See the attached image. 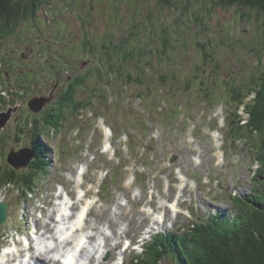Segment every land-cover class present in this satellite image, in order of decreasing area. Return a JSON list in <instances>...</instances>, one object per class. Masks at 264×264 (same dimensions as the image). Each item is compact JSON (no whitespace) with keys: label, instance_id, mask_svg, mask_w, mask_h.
<instances>
[{"label":"rangeland","instance_id":"374dc122","mask_svg":"<svg viewBox=\"0 0 264 264\" xmlns=\"http://www.w3.org/2000/svg\"><path fill=\"white\" fill-rule=\"evenodd\" d=\"M38 6L35 17L25 16L12 35L0 39V112L17 107L0 130V174L10 166L11 148L31 146V123H43L46 112L56 113V103L70 81L78 77L85 81L77 86L78 107L63 112L56 130L44 128L41 138L51 148V162L35 193L26 198L18 191L19 182L0 186V203L10 206L9 223L0 225V245L18 243L23 234L31 236L37 220L44 219L43 210L54 208L55 196L64 188L72 194L73 206L81 183L90 197L84 200L91 199L95 209L102 206L112 210L103 212L108 216L114 211L122 215L113 227L105 225L111 235L120 228L129 231L115 252L125 250L128 241L149 237L159 213L168 226L162 223L157 228L167 230L171 221L189 223L185 208L201 206L195 218L213 207L236 214L241 211L233 189L243 197L261 191V137L246 131L236 135L233 120L242 123L247 115L245 106L235 101L234 89L249 100L264 78L263 13L222 6L218 0H43ZM154 28L172 31L175 43L168 55L156 49L152 53L151 48L139 51L133 63L115 69L116 77L109 76L110 61L101 48L85 49L91 32L98 40L109 31L119 39L134 30L133 36L138 35L132 43L137 45L144 36L152 43L160 39L158 34L150 36ZM124 29L129 30L122 36ZM150 54L154 56L150 61L137 63L140 56ZM125 69L132 72L128 81L122 79ZM52 91L47 107L39 113L30 110L31 98ZM96 98L116 133L105 131L106 117L96 118L100 111ZM125 125L130 136L122 129ZM79 165L86 168L84 177L78 176ZM176 201L181 206L177 217L171 210ZM119 254L111 263L110 253L104 264H115L123 257ZM137 254L127 250L125 264H132ZM23 255L12 254L10 262L16 258L19 262ZM168 260L174 263L171 257Z\"/></svg>","mask_w":264,"mask_h":264},{"label":"trees","instance_id":"16d2710c","mask_svg":"<svg viewBox=\"0 0 264 264\" xmlns=\"http://www.w3.org/2000/svg\"><path fill=\"white\" fill-rule=\"evenodd\" d=\"M42 1L0 0V39L12 35L25 16L34 14L33 17H35L39 7L38 3H42ZM218 3L222 6L249 7L264 14V0H218ZM118 14H116L117 17ZM134 28L138 29L139 27L135 25ZM127 30L129 29L120 30L121 35L123 36V33ZM153 33L161 36L160 39L153 40L155 45H151L154 43L150 41L151 44L144 41L148 40L145 36L144 40L140 38L136 45L132 43L133 39L136 40L137 38L135 36L138 35L133 36L135 34L134 30L124 38L119 39H116L115 31H109L107 37L98 40L94 39L93 32H91L86 41L85 49L95 52L96 48H101L102 55L110 61V67L107 70L109 76L116 77L115 69L119 68L120 71L121 67L133 63L134 55L139 51L143 52L145 49L151 48L152 53L156 49L162 51L164 55H168L169 49L175 43L172 31L167 28L162 31L154 28L149 32L150 36ZM141 41H143L142 45H140ZM141 56L144 57V53ZM141 56L138 58L137 63L144 60L150 61L154 57L153 54L144 59ZM204 71L206 73L207 69ZM121 75L123 80L132 79V72L126 69L122 70ZM199 78L204 83L203 78ZM84 81L83 78L79 77L70 81L60 100L56 103L54 108L56 113L46 112L43 123H31V145L36 151V158L26 170H16L12 166H7L8 169L0 174V186L17 185L16 182H19L21 185L20 188L18 187V191H23L26 197L35 193L38 183L41 182V177L48 172L51 162V148L41 138V135L44 134V128L50 126L60 127V121L64 116L63 112L67 109L70 110L72 107L74 109L78 107L75 100L77 86L83 84ZM109 83L110 78L107 86H111ZM258 84L257 96L248 106L250 112L248 124L242 125V123H238L237 119H234L233 131L236 135L239 132L246 131L251 135L257 133L261 137L263 145H261L258 157L262 169L259 176L264 178V78L262 83ZM127 85H124V87ZM234 92V97H237L235 101L237 103L243 102V92L236 91V89H234ZM96 104H101L97 98ZM98 107H100V111L97 115L106 114L100 105ZM107 117L109 118L108 121L114 124L111 118ZM141 126L143 131L146 130L144 125ZM128 127L126 125L122 126L129 133L130 127ZM114 130L117 132L116 128ZM134 140L135 138L131 134V146L134 145ZM260 180L263 183L261 191H253L246 197H233L241 212L236 214L221 213L216 216H210L209 214L210 217L205 216L193 226L185 227L183 231L177 228L174 231L158 235L148 244L145 254L134 260L132 264H264V181L263 179ZM169 257L174 263L168 260Z\"/></svg>","mask_w":264,"mask_h":264},{"label":"bare ground","instance_id":"6f19581e","mask_svg":"<svg viewBox=\"0 0 264 264\" xmlns=\"http://www.w3.org/2000/svg\"><path fill=\"white\" fill-rule=\"evenodd\" d=\"M81 170L83 171L80 166L79 171ZM79 189L84 191H78L81 196L87 194V196L89 197L88 191L84 189L82 183L79 185ZM66 191V188H64V190L58 194V198L62 196ZM68 194L70 195L69 192ZM68 200L69 198L66 197V200L62 202L63 208L59 206L57 201L53 209L45 208L43 210V213H45L43 217L44 219L42 220V222L39 221L40 219L37 220V232L41 237H46L47 240L45 246L38 245L39 247H37L34 243V240L32 238H28L30 240L29 248L19 246L20 249H17L15 246H11L10 248L16 249V251L12 252V249H9L7 251L8 254L2 256V260H8V262H10L9 256H11L12 254L15 255L18 253H24L21 258L30 256L35 260L37 264H88L89 261H93L95 257L98 259V257L101 256V252L103 250L104 253L109 251L112 254L111 259H109L111 260V263L119 253V255L125 256V251L115 252V250L119 249V242L128 235L129 231L125 228H120V231H118V233L114 232L113 235L115 241L112 242L111 240L113 235H111L108 232L107 228H105V225L106 227L107 225L113 227V225H115L114 221L122 216L121 213H119L118 211H114L111 215L108 216L103 212H110L112 211L111 209H103L102 206L99 209H95L93 205L90 204L91 199L84 200L83 197H79L78 201L73 203L72 209H67L66 201ZM81 203L83 204V206L81 210H78ZM89 204L91 205V207ZM88 205L91 209L86 212V210H88ZM173 206L178 213L179 205L173 204ZM123 207L124 205L122 203H119V209H123ZM69 210H74L76 212L70 214ZM59 213H62L61 219ZM57 217H59V219ZM163 218L164 216L162 214H157L154 225H157L158 221L162 220ZM60 221L62 223L61 229L59 227ZM103 221H106V223L103 224ZM90 245L92 247H90ZM104 262L106 263L105 260L99 261L97 264H103ZM5 264L8 263L5 262ZM115 264H118V262H116Z\"/></svg>","mask_w":264,"mask_h":264},{"label":"water","instance_id":"95a60500","mask_svg":"<svg viewBox=\"0 0 264 264\" xmlns=\"http://www.w3.org/2000/svg\"><path fill=\"white\" fill-rule=\"evenodd\" d=\"M52 99V96H37L34 97L32 100H30L29 105L30 108L35 112H40L43 110V108L46 106L47 103H49ZM16 109H9L8 112H3L0 114V130H2L9 120L11 119L12 112ZM36 157L35 150L31 147H26L20 150H16L13 148L8 156V161L11 163V165L14 166L15 169H25L27 168L31 162ZM175 160V157L172 159V161ZM8 205L6 203L0 204V224L1 223H7L9 219L8 214Z\"/></svg>","mask_w":264,"mask_h":264},{"label":"flooded vegetation","instance_id":"af4514ba","mask_svg":"<svg viewBox=\"0 0 264 264\" xmlns=\"http://www.w3.org/2000/svg\"><path fill=\"white\" fill-rule=\"evenodd\" d=\"M60 82H61V79L59 78V79H58V83H57V86H58V84H59ZM57 86H56V87H57ZM56 87H55V88H56Z\"/></svg>","mask_w":264,"mask_h":264}]
</instances>
